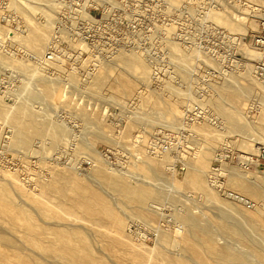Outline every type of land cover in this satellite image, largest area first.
Instances as JSON below:
<instances>
[{
    "label": "rangeland",
    "instance_id": "obj_1",
    "mask_svg": "<svg viewBox=\"0 0 264 264\" xmlns=\"http://www.w3.org/2000/svg\"><path fill=\"white\" fill-rule=\"evenodd\" d=\"M235 1H239L236 4L233 2L234 6H236L235 8H232V5H225L222 10H224L225 13L230 14L231 16H236L241 13V16L245 18L246 22L248 21L247 24L249 25L248 30L245 32L230 30L223 23H220L216 20H213L215 26H212L210 24L212 23L211 17L205 18L206 15H201L200 13L203 12H201L200 10L195 12L194 14L189 13L188 6L186 5L185 0H182V2L178 0H161L159 7L168 11V13L165 15L161 14L154 16L145 15L144 23L148 22L154 24L153 29L134 31L132 33L131 41L128 42V47L124 49L127 51H138L139 53L142 52V57H144L147 64L150 65L152 71V76L150 77L151 79L141 83L139 81L140 79L137 76H132L131 74L125 72L126 70L123 68L122 63L116 62L115 64V61H111L109 62V64H111L112 66L110 65L111 68L109 66L110 71L108 73L109 75L106 76V79L104 78L105 82L103 81L104 83L100 85L97 84L94 78H87V74H89L91 71H98L101 60L118 51L101 50L99 47L90 46L92 48V52L88 49H85V51L83 50L81 52L82 59H80L79 62H77L75 58H70L69 62H67L68 64L61 63L64 68L71 72L72 76L70 78H74L68 79L69 76L66 74L58 75L59 82L60 80H62V83H68L67 89L69 91L67 92V96L64 99L56 97V88L49 89L48 86L45 85L43 80L39 78L41 77V74L34 71L38 60L33 57L34 52L31 49V46L25 41L19 40L18 37L11 38L10 34H8V31L6 30L7 27L13 28L15 30L17 29V36H19L18 33H20L21 39L25 34L29 33L32 28H34V23L36 21L35 17L37 16L35 14L34 16L32 12L29 11V8H26L24 6H10L9 0H6L5 4L0 3V32L5 33V35L7 36L6 39L12 41L13 44L9 50V53L3 51L4 53L2 52V56L0 55V75L2 74L4 69L10 68L16 69L20 71L22 75H24L22 79L17 82L15 91V96L16 94L17 96L15 100L19 101L21 98L23 100L30 94L31 104L35 108L37 107L36 109L40 110L35 111L37 119L36 122L39 124V127L43 124L47 125V121L52 120L53 122H55V124L61 123L62 126L66 124V127L64 126V129H67L65 130L67 132H61L59 139L55 143L50 139L48 134L37 133L34 131L35 128L33 127L29 128L26 135L24 136V138L27 140V144H22L19 141V136L17 138H14L12 143H10V156L8 159L14 164V167L17 170H10L0 163V175L8 171L10 172V174L12 173L11 175L14 180L15 178H17L16 180H25V183H22L23 189L21 190L16 186L7 191H4L3 189L0 190V212L4 213L5 211V215L0 216V224L5 228L10 229L11 234L13 233L17 237L23 236V233L20 232V229H22L23 226L17 225V222L14 219L21 214L16 211L15 213H13L14 217L8 215L7 212L9 211V208L4 200L5 195H9L10 198H13L14 200L18 199L17 195H22L31 203H33L34 207H36L35 210L37 212L33 211L31 217L29 218V216H27V218H29V220L31 221L33 220L38 224L47 225V222H50L56 218L51 217V214L47 216L42 214L38 208V205L40 203L43 205L47 204L50 209L55 210L57 213H59V215L64 213V215H62V217L64 216V219H74L72 216L65 212L66 209L62 205V201L59 198L53 197L48 190H45V187L47 188V184H49V182L51 183L53 176L59 169L69 171L75 174L78 178H81V180L89 181V179H91L89 177H92V175H98L96 174L98 173L97 166L94 162L98 164L101 163L100 165L106 168L107 166H109V163L106 162L107 160H105L107 158L111 163H113V166L118 167H116L117 170L121 169L120 171H126L125 174H128L130 177V174L132 173V175H137V178H145L147 179V181L156 184L158 188L161 187L160 189H162L163 192L167 194V197L159 199L158 204L141 203L139 200L135 199L136 196L134 193L125 191L123 188L117 190L111 186H107V184L104 185V181L103 183H101V188L100 176V178L97 176V179H99L100 181L99 184L96 181H89L90 188L94 191L96 190L97 193L100 194V202L103 206L111 207L113 209V212L123 215V217L127 215L123 228L125 237L120 238L118 237V234L113 232L117 239H115L113 243L112 241H108L112 244L107 243L108 245L106 249L109 250L106 252L112 261L111 264H168L165 260V258H167V255L169 256V254H171L178 258L179 256L175 254L177 251L171 246L170 241L172 238H174V236L175 238H177V240L181 241V236L179 237V235L185 234V230L180 226V223L177 221V217L173 216V214L178 210L179 206L182 203L185 204L188 210L192 212L194 211V214L200 216L203 220L213 219L215 221H220V219L218 218L219 215L217 209H215L207 200L203 192L195 186V180L184 177L185 172L189 170L187 162H191L194 159L192 158L193 151H195L196 147H203L205 145L201 141L203 140V137L201 136L202 134L191 127V122L187 121L185 117L188 105L199 101H201V103H203V101L206 102L204 107L207 108L208 114L204 117V122L202 121L201 123H204L206 125V128L208 129L210 134L209 138L215 144L211 159L209 160V163H207V171L204 175H201V178H203V180L208 183L211 190L212 188H214L212 191H215L220 195L222 194L221 196L226 197L224 193L213 187L209 181L211 173L210 167L213 165H218L221 166V169L224 170H222L225 174L224 181L226 182V185L229 189L236 192L238 191L230 184V182H228L229 172L227 169H231L233 172L247 178L249 181L252 178V180L256 181L255 184L257 186V189H259V192L264 196V186H261L262 184L264 185V180H261L262 178L264 179V162H262L260 165H257V162H255L251 164L249 168H243L240 166L236 158L241 154L258 155V153L260 152V147L264 145V140H262V138L264 139V99L263 103H260V98H258L259 96H257L254 100H249L242 104L243 113L239 115V118L245 124L248 123L246 127L247 129L243 127V129L245 128L244 130H239L240 127L228 128L220 125L218 117L220 115L218 114V111L214 106V100L218 97L214 88L217 82L225 80L224 78L231 72L235 71L237 73H240L242 70L239 66L241 61L236 63V57L235 60L233 58L223 61L218 56L224 57L223 55L232 54V56L234 57V55H238L239 53H241L239 45H237V43H235L231 37L233 35L242 37L243 39L247 37L245 40L247 43L243 44H248L247 47H252V44H250L251 36L254 32L259 30L260 27L258 28V24L264 17V15H262V18L260 16H258L257 18L255 17L257 21H253L252 14L256 13L253 8L254 6L256 7L257 4L262 3L261 0ZM7 5H9V7H6ZM213 5V7L215 8L220 7V4H218V2L213 3ZM204 9L205 6L202 10ZM7 13L14 15V21L7 22L6 20H3V17L7 15ZM56 19L57 14L55 17V22L51 24L52 27L50 26L51 28L49 27L48 29L50 40L54 33ZM32 21L33 23H31ZM170 27L173 28L172 31L169 30ZM49 42L47 41V44H45L43 48V52L41 54L42 60L48 49L47 47ZM174 42L179 44V49L171 48L170 44ZM72 47L73 49H76L75 47L77 46ZM173 51L175 54L173 53ZM185 53H187L188 55L186 56ZM10 54L11 56H9ZM189 55H191V59L189 58ZM178 56H180V60L182 56L185 60V63L184 61H180L178 59ZM14 58L17 60H15ZM247 60L253 62V59L245 58V61ZM71 62L73 64H71ZM186 63H189L188 65L190 68L186 66ZM112 67L114 68V70ZM35 72L37 73V75L35 74ZM209 74L212 75V80V77L209 76ZM128 75H130L131 77ZM78 76L81 77V81L85 78H87V80L89 79V83L87 84V86H89L90 88L79 85L78 83L80 81H78ZM129 77L132 78L131 80L133 84L129 87L121 86L120 84ZM211 81L213 82L212 85L209 84ZM167 82L170 83L177 91H164L165 87L163 84ZM72 84H75V86ZM223 84L226 85L225 81L223 82ZM61 87L65 89V85H61ZM74 87H77V89ZM162 91H164V93H162ZM185 91H188L187 93L190 96L187 95ZM0 93L2 94L1 91ZM191 95L194 97V100H189ZM209 98L212 99L207 102ZM3 100L4 101L2 102H5L6 108L4 110L3 116L0 117V133L8 129L11 138L13 129L11 125L13 124V121L8 120L7 118H11L9 108L12 105L14 106L16 101L7 100L6 98H4ZM222 100L226 104V107L231 110L238 103L229 96L222 97ZM253 101H257L261 104L259 111H255L254 114L251 113V106L249 107V105H252ZM165 106L174 107L177 108V110H168L164 108ZM106 107L113 109L112 114L116 113L118 117L122 118L119 126L115 125L112 121L109 120V117H107L108 112H104V108ZM58 110H63V113L69 116L70 119L78 120L80 122L79 128L61 120L57 115ZM5 114H7V117L5 116ZM44 121H46L47 123H45ZM215 121L217 122L215 123ZM99 127L105 128L106 134L111 136L108 137L113 138L114 141H109V139L107 141V139L105 140L104 138H96L95 130L99 129ZM78 129L79 132H81V135H79L78 137L73 136L74 132H77ZM138 135L140 137H138ZM192 135H194L195 137ZM199 136L201 137L198 138ZM81 137H83L85 141L86 139L91 141L92 145L89 148L81 145V143L84 141L83 138V140L80 139ZM136 137H138L139 139ZM250 139L260 140V142L254 143V145L250 149L245 148L243 142L250 141ZM155 140L166 144L168 148H160L164 150L161 152L153 149L152 142L154 143ZM226 143H228L229 145V150L232 157H227L226 159H223L224 161L221 160L223 161L222 164L216 163V159H219L217 155H219V152L222 151L224 144ZM73 147L74 149H72ZM94 150H99L101 154L96 152L94 153ZM158 154L160 155V157L158 156ZM87 155L89 157H93L92 160L90 158L91 161H89ZM146 156H149L152 161L154 159V162L157 161V163H161L160 169L164 174L162 178H155L152 174L149 173V171L144 169L143 160L146 159ZM73 158L75 161L71 162ZM68 162L75 163L76 168L80 171L68 167ZM60 166H62L63 168H61ZM55 167L57 169H54ZM51 173H53V176L51 175ZM19 176L21 177L19 178ZM132 177L134 180L136 179L134 175ZM257 177H259V179ZM128 179L130 178L128 177ZM239 194H241L244 198H250V200L253 202V206L255 208H260L258 214V226H261L264 229V198L262 197V194H259L258 196L252 195V197L244 194L243 192H240ZM57 204L62 205V207H57ZM246 205L249 206V203L247 202ZM50 206H52L53 208H51ZM145 211H148L147 213H149L147 216V219L149 221L144 222L143 220H141L142 218L131 217L132 213L137 214L139 212ZM35 213H38L37 215L40 217H38ZM100 217H102L103 224L108 225L110 223V217L107 216L106 218L103 214H101ZM43 221H45L46 224ZM130 222L138 223L139 225L150 229L153 233V238L142 242L135 241L136 243H134V241L131 239L133 237L129 235L130 231L128 229V224ZM164 228L168 229L169 232L168 237L166 238V240L168 239L167 241H169V244L168 242L163 241L162 243L166 244H161V240L158 238L157 231L155 230ZM178 228H181V230L183 229L182 233H178L179 235L177 233H174ZM209 228L210 229H208V232H211V229H215L213 228V226H210ZM49 239L50 237L48 235L44 237V240L46 241ZM101 239L102 238L99 239V242L103 241V239ZM219 239L221 242L225 240L221 237H219ZM229 241L233 242L231 239H229ZM31 246L34 250L39 251L37 245ZM252 247L253 246L248 245L244 248L253 250ZM0 249H4V245H2L1 243ZM6 250H9L8 253H10V251L12 252V249L5 248V251ZM12 260L13 259H9L8 261L11 262ZM255 264L259 263L255 262Z\"/></svg>",
    "mask_w": 264,
    "mask_h": 264
},
{
    "label": "bare ground",
    "instance_id": "obj_2",
    "mask_svg": "<svg viewBox=\"0 0 264 264\" xmlns=\"http://www.w3.org/2000/svg\"><path fill=\"white\" fill-rule=\"evenodd\" d=\"M9 1H10V6L11 5L24 6L26 8H29V11H31L33 15L35 14L37 16L35 17L36 21L34 20L35 21L34 28L31 27L32 30H30L29 33L25 34L21 39H20L21 37L20 33H18L19 36H17V31H18L17 29L15 30L13 28L7 27L6 30L8 31V34H10L11 38L18 37L19 40H23L31 46V49L34 52L33 57L36 60H38L37 64L35 63L36 66L34 68V71L41 74V77L39 76L37 77L41 78V80H43V82L45 83V85L48 86L49 89L56 88L55 89L56 97H59L60 99H64L67 96V92L64 90L63 87H61V85H66V84H64L65 82L62 83V80H60L59 82L58 75L66 74L69 76L68 79H74V78H70L72 76L71 72L67 70L66 68H64L61 63H57V62L43 63L42 55H41L45 44H47V41L49 42L50 40L48 29L51 26V24L55 22L56 11H57V5L55 1L54 0H9ZM261 1L262 3H259L260 5L257 4L256 7L254 6L253 8L256 12L255 14H252L253 21H257L256 18L258 16L262 18V15H264V0H261ZM6 7H9V5H7ZM212 16L214 20L220 23H223L225 26H227L230 30H233V31L245 32L249 28V25L247 24L248 21L246 22L245 18L241 16V13H239L236 16H231L230 14L225 13L224 10H221L219 12L213 13ZM262 19H264V17ZM31 23H33V21ZM259 27H260V22L258 24V28ZM75 44H77L82 49V51L83 50L85 51V49H88L89 51L92 52L91 50L92 48L90 47V45L88 43H85L84 41H79V42L77 41ZM170 45H171V48L173 49L175 48L179 49L178 48L179 44L175 42L171 43ZM245 45L243 44V46L241 47V51L243 52V54L249 59L257 58L259 55V52L253 46L247 47L248 44L246 46ZM2 52H3V49L0 48V55L2 54ZM141 53H139L138 51H134V50L133 51L121 50L116 53L110 54L108 57L103 58V60H101L99 64V70L98 71L96 70L95 72L91 71L89 74H87V78L88 77H90L89 79L94 78L97 84L99 85L104 83L105 82L104 78L106 79V76L109 75L108 74L110 71L109 69L112 66L111 64H109V62L115 61V64L116 62L122 63L123 68L126 70L125 72H127L128 74H131L132 76L133 75L137 76L140 79L139 81L141 83H143L144 81H148L149 79H151L150 77L152 76L151 75L152 71H151L150 65L147 64L144 57H142ZM11 54L9 56H11ZM185 54L186 56L188 55L187 53ZM190 56L191 55H189V58L191 59ZM179 57L180 56H178V59ZM182 59L183 57L181 56V60L180 59L179 60L184 61L185 63V60L184 59L182 60ZM188 64L186 66L190 68ZM239 66L241 67L243 71L241 70L240 73H237L235 71L231 72L229 75H227L224 78L225 80L219 81L215 85L214 88H215V91L218 97L214 100V106L216 110L218 111V114L220 115L218 116L220 125L228 127V128H231V127L239 128L240 127L239 130H241L243 129V127L246 128L248 125V123L245 124L239 118V115L243 113L242 104L249 100H254L257 96H259L258 98H260L259 102L263 103L264 80H262L259 77L257 78L256 76L257 74H255L256 67L253 62L244 60V61H241ZM36 72L35 74L37 75ZM130 77L124 80L123 83H121L120 85L123 87L131 86L133 82L131 80L132 78ZM78 78H79L78 81H80L78 83L79 85H82L83 87H86V88H90L89 86H87V84L89 83V79L87 80V78H85L84 80L82 79L81 81L80 79L81 77L78 76ZM224 81L226 85L223 84ZM75 84H72V85L75 86ZM163 85L165 87L164 91L166 90L167 92H174V90H176L168 82ZM74 88L77 89V87H74ZM164 91H162V93H164ZM187 92L185 91V93ZM187 95L189 94L187 93ZM225 96L232 97L236 102H238L236 106L233 107L232 110L226 107V104L223 102L222 97H225ZM3 99H4V95L0 93V117L3 116L4 110L6 108L5 102L4 103L2 102L4 101ZM30 99H31V96L29 94L23 100L22 98L19 101L17 100L18 102L15 100L16 101L15 105L14 106L12 105L9 108L11 118L10 119L7 118V119L13 121V124L11 125L13 127L12 135H11L9 142L12 143L14 138H17L19 136V141L22 144H27L26 142L27 140L24 138V136L26 135L28 129L31 127L35 128L34 131L37 133L48 134L50 139L54 143L57 142V140L59 139V136L61 135V132H64L65 130H67V129H64L66 127L65 126L66 124L62 126L61 123L55 124V122H53L52 120H49L47 121L48 123L44 121L45 123H47V125L43 124L45 126L41 125L39 127V124L36 122L37 119H36L35 111H40V110L36 109L37 107L35 108L31 104ZM211 99L212 98H209L207 102L210 101ZM189 100H194V97L191 95ZM199 102L201 103V101ZM201 104L204 106L206 102L203 101V103ZM250 106L251 105H249V107ZM164 108L168 110L170 109L177 110V108L170 107V106H165ZM6 115L7 114H5V116ZM202 121L204 122V118L191 123V127H193L195 130H197L198 132L202 134L201 136L203 137L202 138L203 140L201 141L205 145L203 147H196L195 151H193V154H192V158L194 159L191 162L186 161L187 165L189 166V170L185 172L184 177L195 180V186L203 192L207 200L212 204V206L215 209H217V212L219 215L218 218L220 219V221H215L209 218H207L209 220H203L200 216H197L196 214H194L195 213L194 211L192 212L188 210L185 204L182 203L179 206L178 210L173 214V216L177 217V221L180 223V226L185 230V234L179 235L178 233H182L183 229L181 230V228L180 229L178 228L179 230L176 229V232L174 233L175 234L177 233L179 237L181 236V241L177 240V238H175L174 235H173L174 238H172L170 241L171 246L175 248L177 251L175 254H177L179 257L177 258L169 254V256L167 255V258H165V260L168 264H255V262L259 264H264V229L261 226L260 227L258 226V214H259L260 208L259 207L255 208L250 198L247 199L245 197L244 198L245 201H238L227 195L226 197L221 196L222 194L220 195L219 193L212 191L214 188L211 187L212 188L211 190L209 188L208 183H206L205 180L201 178V175H204L205 172L207 171V163H209V160L211 159L212 153L215 148V144L209 138L210 137L209 131L206 128V125L204 123H201ZM95 131H96L95 132L96 138H104L105 140L107 139V141L108 139L109 141H114L113 138L108 137L110 135L106 134L105 128L99 127V129ZM201 136H199L198 138H200ZM138 137L140 136L138 135ZM82 138L83 137H81L80 139ZM262 140L264 139L262 138ZM256 142H260V140L250 139V141H244L243 145L245 146V148L250 149ZM81 145H83L86 148H89L92 145V142L89 141L88 139H86L85 141L84 139ZM72 149H74V147ZM95 152L101 154L99 150H94V153ZM158 156L160 157L159 154ZM148 157L146 156V159L143 160L144 169L149 171V173L152 174L155 178H158V179L162 178L164 174H163V171L160 169L161 163H157V161L154 162L155 161L154 159L152 161V159ZM87 158L89 159V161H91L93 157H89L87 155ZM218 158L223 160V158H220L219 156ZM70 160H71V157H70ZM105 160H107L106 162L109 163V166H107L106 168L100 165L101 163L98 164L94 162L95 165L97 166L98 173L96 174H98L97 175L98 177L99 176L101 177V182L99 181V179H97L98 177L95 175H92V177H89L91 178L89 179V181H96L98 184L100 182V186H101V183H103L104 181V185L107 184V186H111L117 190L123 188L125 191L134 193L136 196L135 199L139 200L141 203L158 204L159 199L167 197V194H165L163 190L160 189L161 187L158 188L156 184H154L153 182L147 181V179L145 178H139V177L137 178V175L135 176V174H133L134 177L136 178L134 180L132 177L133 176L132 173L130 174L131 175L130 177L128 174H125L126 171L124 172L122 170L123 171L122 172L120 171L121 169L117 170L118 167L116 166L117 167L116 168L115 166H113V163H111L107 158ZM74 161L75 160L73 158L71 162H74ZM71 162H68L67 164L68 167H71L72 169H77L76 164L71 163ZM60 167L63 168L62 166ZM54 169H57V168L55 167ZM210 170H211V173H210L209 181L212 184V186L215 187L213 183V179H212L213 174L215 172L214 165L210 167ZM218 170H220L224 174L223 172L224 170L221 169V167ZM227 170L229 172L228 182H230V184L236 190H238L237 193L243 192L244 194L251 196V197L252 195L258 196L259 194H262L259 192V189H257V186L255 184L256 181L252 180V178L249 181L247 178L240 176L238 173L233 172L231 169H227ZM77 171H80V170L77 169ZM11 174L10 172L7 171V172H4V174L0 175V190L3 189L4 191H7L15 186L20 190L23 189L22 183L25 180L24 181L19 180V179L16 180L17 178H15L16 180L15 181ZM51 175L53 176V173H51ZM20 177L21 176H19V178ZM128 177L130 179H128ZM257 178L259 179V177ZM261 180H264V179L262 178ZM89 181L81 180V178H78L75 174L69 171L61 170V169L57 170V172L53 176V179L51 180V183L49 182V184H47L48 185L47 188L44 186L45 190H48L53 197L59 198L62 201L63 207L66 209L65 212L68 213L70 216H72L74 219H71V220L66 219V218L64 219V216L62 217L64 213L59 215V213H57L55 210L50 209L47 206V204L45 205L41 203L39 205L37 204L42 214L46 216L51 214L50 215L51 217H56L54 220L47 222V225H41V224L34 222L33 220L32 221L29 220V218L33 214V211L35 212L37 211L35 210L36 207H34L33 203H31L27 198L23 197L22 195L18 196L16 193L18 199L14 200L13 198H10L9 195L7 196L5 195L4 200H5L6 205L9 208V211L7 212L8 215L14 217L13 213H15L16 211H18L21 214V215H18L14 219L16 220L17 225L23 226V228L20 229V232L23 233V236L17 237L13 233L11 234L10 229H7L3 227V225L0 224V243L4 245V249H0V264H111L112 261L106 252L109 250V249L108 250L106 249L108 245L107 243H111L108 241H112L113 243L115 239H117V237H115L113 232L118 234V237L120 238L125 237L123 228L125 225V218L127 215L123 217V215L113 212V209L111 207L103 206L100 202V194H98L96 190L94 191L93 189L90 188ZM225 185H226V182H225ZM261 186L263 187L264 185L262 184ZM262 197L264 198L263 194H262ZM247 202H250L249 206L246 205ZM62 205H58L57 207H62ZM50 207L53 208L52 206ZM147 212L145 211V212H139L137 214L135 213H132V214L129 213V214H131L132 218H137V217L142 218L141 220L146 222V221H149L147 219L148 218L147 216L149 213ZM4 213L0 212V216L5 215ZM101 214H103L104 217L106 218L107 216L110 217V223L108 225L102 223V217H100ZM27 216H29V218H27ZM43 222L45 223V221ZM131 222L128 224V227L130 226V224H132ZM210 226H213V228L215 229H211L212 231L208 232V229H210L209 228ZM155 230L157 231L158 238L161 240V244H166V243H162V241L168 242L169 244V241H167L168 239L166 240L169 234L168 229L164 228V229H158V230L155 229ZM129 233H130L129 235L133 237L131 239L134 241V243H136L135 241L137 242L145 241L144 235L142 236L135 232H129ZM46 235L50 237V239L47 241L44 240V237ZM219 237L225 240L223 241L222 239L223 242H221ZM100 238L103 239L102 242H99ZM229 239H231L233 242H230ZM244 242L247 245H245ZM159 244H160V241H159ZM31 245H37L39 251L34 250ZM248 245L253 246L252 247L253 250L244 248ZM5 248L12 249V252L10 251V253H8L9 250L5 251ZM9 259H13L12 260L13 262L12 261L9 262L8 261Z\"/></svg>",
    "mask_w": 264,
    "mask_h": 264
},
{
    "label": "built area",
    "instance_id": "obj_3",
    "mask_svg": "<svg viewBox=\"0 0 264 264\" xmlns=\"http://www.w3.org/2000/svg\"><path fill=\"white\" fill-rule=\"evenodd\" d=\"M57 5V19L54 33L48 44V49L43 57L42 62L51 63H65L68 64L69 59L75 58L77 62L82 59V49L75 44L77 41H84L88 43L91 47H99L101 50L107 51H121L128 47V42L131 41L132 33L134 31H144L148 29H153L152 23H144V16H154V15H165L168 11L159 7L161 0H54ZM182 2V0H178ZM220 4L219 8L213 7V3ZM1 3L6 2V0H0ZM177 2V1H176ZM188 6L189 13L193 14L197 11H201V15H206L205 18L211 17L212 26H215L212 14L221 11L225 5H232L235 8L239 1L235 0H185ZM205 5H204V3ZM234 2V3H233ZM240 5V4H238ZM205 6V9L203 7ZM3 20L14 21V15L8 14L3 17ZM210 22V21H208ZM12 25V24H11ZM174 27V26H173ZM173 28L170 27L169 30ZM226 29V28H225ZM6 35L0 32V48L3 51L9 53L12 41L6 39ZM237 45H239L240 52L238 55L232 56L223 55L224 57L218 56L221 60H235L236 63L245 60L247 58L241 51L243 43H247L245 39L239 36H231ZM242 38V39H241ZM250 44L259 52L257 58L253 59L256 67V74L259 78L264 80V19L260 21V28L258 31L254 32L250 39ZM72 46L76 49H73ZM130 46V45H129ZM8 50V51H7ZM73 56V57H72ZM71 64H73L71 62ZM206 75V74H205ZM24 75L16 69H4L0 75V91L7 100H15V91L17 82L22 79ZM212 77V75L209 74ZM208 76V77H209ZM210 77V78H211ZM213 77L211 78V80ZM68 84V83H67ZM65 85V91L68 92V85ZM210 85L213 84L211 81ZM261 104L257 101H253L251 105V113L254 114L255 111H259ZM110 108H104V112H108L109 120L115 125L120 124L122 118L118 117L116 113L112 114ZM208 114V110L200 102H194L188 105L186 109V120L191 123L196 122L199 119H203ZM58 117L68 124H71L77 128L80 126L78 120H72L69 116L63 113V110L57 111ZM214 121V119H213ZM217 121H215L216 123ZM79 129L74 132L73 136H79ZM72 136V137H73ZM71 137V138H72ZM10 134L9 130L6 129L0 133V163L6 166L8 169L17 170L14 164L8 159L10 156ZM152 148L161 152L162 149L168 148L164 143L158 140L152 142ZM162 148V149H160ZM258 155L256 154H241L238 155L237 161L243 168H249V166L255 162L260 165L264 162V145L259 149ZM228 143L224 144L222 151L219 152V157L226 159L227 157H232L230 154ZM216 163H221V159H216ZM215 164V163H213ZM221 166L214 165L215 172L213 174V183L217 189L222 191L227 196L234 198L238 201H245L244 197L237 192L228 189L225 185L223 174L218 170ZM250 204V202H248ZM130 232H135L140 235H144L145 240L153 238V233L150 229L139 225L138 223H132L128 227Z\"/></svg>",
    "mask_w": 264,
    "mask_h": 264
}]
</instances>
